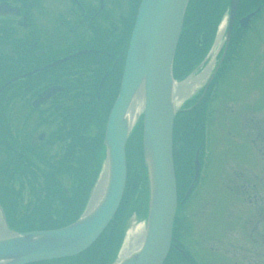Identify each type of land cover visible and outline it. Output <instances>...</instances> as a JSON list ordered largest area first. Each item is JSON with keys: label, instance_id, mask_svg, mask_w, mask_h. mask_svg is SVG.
Here are the masks:
<instances>
[{"label": "flooded vegetation", "instance_id": "1", "mask_svg": "<svg viewBox=\"0 0 264 264\" xmlns=\"http://www.w3.org/2000/svg\"><path fill=\"white\" fill-rule=\"evenodd\" d=\"M139 1L0 0V170L2 167L11 170L42 164L71 165L76 154L81 152L76 146L77 135L85 134L86 127L94 123L92 135L98 137L109 107L104 94L110 85L114 90L118 87L125 47ZM211 1L189 0L184 15L183 34L186 37L194 40L199 35L194 34L196 30L205 29L206 35L210 33L214 23L210 25V19L202 22L198 10L202 4ZM216 1L227 2L213 0V3ZM243 1L239 0L238 7ZM256 7L255 15L247 20L252 25L262 14L264 18V0H258L254 7H247L242 14L237 15L236 10L230 30L236 37L233 40L228 38L230 44L225 54L224 42L220 46L223 58L220 60L219 56L214 63L218 68L211 74L212 68L206 81L210 78L214 83L227 63L230 70L231 61L239 60L241 51L233 54L236 39L240 33L249 30L240 18ZM208 37L207 40L202 37L195 45L197 54L204 50L203 42L208 41ZM224 77L225 74L222 82ZM218 85L209 106L213 115L216 112L213 102L219 98ZM207 99L208 94L195 97L193 93L183 105V114L187 115L193 106L189 115L195 118L192 129L198 136V147L194 150L198 158ZM84 116L89 118L85 122ZM185 120L178 136L174 135L176 145H182L181 140L184 144L186 134L191 130L192 123L188 124L187 118ZM190 179L188 175L183 192L177 191L174 240L163 264H204L201 260L195 263L183 244L188 233L196 227L190 209L196 204L203 185L202 181L196 192L189 196L190 192L186 190ZM5 180H11L10 175H1L0 172V182ZM24 182L22 177L19 188H25ZM226 189L230 195L238 197L239 204L232 208L234 218L229 219L228 225L234 231L233 240L224 252L229 254L232 264H244L251 255L248 248L254 240L251 195L245 185L242 192L233 190L231 185ZM259 234L264 237V232Z\"/></svg>", "mask_w": 264, "mask_h": 264}, {"label": "rangeland", "instance_id": "2", "mask_svg": "<svg viewBox=\"0 0 264 264\" xmlns=\"http://www.w3.org/2000/svg\"><path fill=\"white\" fill-rule=\"evenodd\" d=\"M257 1L251 0V2H248V0H244L238 7L236 14H242L247 7H254ZM228 2V0L226 3L216 1L215 4L212 0L210 3L205 2L199 7L198 12L201 21L205 23L210 19V25L215 23L216 27L211 45L209 46V43L207 45L203 42L206 45L204 56L201 58L203 61L185 78H178L177 80V83L185 81H188L189 84L191 83L189 86L187 84V92L181 95L180 102L186 95L199 93L200 90L198 89L204 87V83H206L205 81L215 65L214 63L217 62L222 52L219 48L224 42L223 33L220 36V44H218L217 50L216 46H213V43L216 41L219 26L221 23L226 22ZM253 27V30L245 34L244 40H242L243 42L239 47L241 51L239 60L231 61L232 68L226 70L224 73L223 82L218 87L219 98L213 102L216 112L211 118V123L207 122L209 123L206 128L207 143L205 148L207 153L203 159L205 178L199 191L198 200L190 209V214L194 216L196 227L183 240L184 246L190 247L193 256L199 258L204 264H232L229 254L225 253L224 250L228 248L229 242L233 240L231 236L234 231L228 224L229 219L234 218L232 208L239 204V202L236 195H230L227 192L226 188L229 185L232 186L233 190L237 189L236 191L241 192L244 191L243 185L248 186L252 200L251 227L254 240L251 247L248 248L251 255L244 264H264V237L259 234V232H264L263 14L261 18L253 22ZM196 33L199 35L194 40L182 35L177 43L173 59V75L175 77H180L186 73L185 69L190 65V58L197 54L195 45L198 41L202 37L207 40L208 35H206L205 29H202V31L196 30L194 34ZM235 37L231 32L228 35V38L231 39ZM186 41H188L187 46ZM229 44L230 41L228 40L227 46ZM116 93L117 88L114 90V87L110 85L108 91L104 94L108 106L112 104ZM190 108L189 112L192 113L193 106ZM180 112L183 113L184 111ZM190 113L188 115L183 114L182 116L185 123V118H187L188 124L192 123L190 126L191 130L189 129L185 137V143L177 147L179 150H177V153L173 157L178 192H183L188 183V175L191 178L189 184L193 180L192 174H190L193 172L191 160L194 150L197 148L198 136L197 132L192 129L195 118L194 116H190ZM139 115L136 121H138ZM88 127L86 129L89 131V135L87 131L85 134H82L79 143L82 146H88L91 151H94L93 144L96 145L97 139V135H92L94 123L88 125ZM90 137L91 140L89 141ZM179 139L181 140V136ZM101 150L102 148H100ZM84 152V156L90 154V152H86L85 150ZM99 156L101 166L102 154ZM85 159L86 157L83 158V161ZM103 163L104 160L102 166ZM129 165L130 167L127 166L129 168V178H126L127 181L125 182L122 195L124 197L121 198L112 220L88 250L84 251L81 256L69 259L63 264L109 263L110 259L114 260L128 251L129 246L126 242L128 241L129 232L134 227L141 232L143 231L148 200L146 194V174L141 178L140 183L141 188L144 187L143 192L138 190L141 196L132 198L139 176H137V171L135 170L134 159H130ZM48 166L47 164H42L36 167L28 165L21 168H13V172L10 174L11 180L2 181L4 185L0 186V204L5 211L8 224L13 226V228L15 227L18 230L41 229V227H45L48 224L52 225V223H60L68 219V217L64 218V213L66 212L63 211V205L61 206V202H65V199L53 194L47 197L49 194L47 192L49 191L45 190L46 177L40 173V170H47ZM71 168L74 169L73 174L75 175L76 168ZM70 169L67 171L69 172ZM32 173L37 178L36 182L32 180ZM59 175L60 179H63V183L67 185V179L61 173ZM22 177L25 180V188H19ZM54 178L60 182L55 175L53 180ZM38 185H40L41 189L32 188V186L37 187ZM101 189L98 191L99 195L102 192ZM27 190H30L32 193L30 194ZM37 190H41L43 193L37 195ZM98 194L97 196L99 197ZM53 197H57L60 200ZM35 204L42 208L35 207ZM44 206H46V209ZM73 210L68 212L72 214ZM0 224L3 226L1 214ZM137 239L138 237L133 240L134 243L131 242V247L136 245ZM114 245L117 246L114 247ZM244 253L245 250L241 253L242 258H244ZM178 255L177 253L175 255L177 260H179Z\"/></svg>", "mask_w": 264, "mask_h": 264}, {"label": "water", "instance_id": "3", "mask_svg": "<svg viewBox=\"0 0 264 264\" xmlns=\"http://www.w3.org/2000/svg\"><path fill=\"white\" fill-rule=\"evenodd\" d=\"M237 2L230 0L227 33ZM186 3L187 0H140L138 4L119 90L105 122L102 145L106 180L99 197L96 195L92 204L90 197L77 219L53 229L14 231L6 225L0 208L5 228V233L0 234V264H27L71 257L85 250L99 236L123 193L125 142L135 124L128 123L126 114L139 91L142 93V163L148 198L145 226L133 250L111 264L162 263L171 240L176 205L171 131L178 109L174 104L175 81L171 64ZM194 168L197 169L196 159Z\"/></svg>", "mask_w": 264, "mask_h": 264}, {"label": "trees", "instance_id": "4", "mask_svg": "<svg viewBox=\"0 0 264 264\" xmlns=\"http://www.w3.org/2000/svg\"><path fill=\"white\" fill-rule=\"evenodd\" d=\"M183 33H184V31H183ZM183 33H182V35H184ZM205 43L207 44V41H205ZM202 48H204V50L202 51L201 54H196V55L192 56V57H194V59L190 60V62H189L190 65L188 67H186V69H185L186 72L201 59V57L203 56L204 51L206 49V45L202 46ZM185 70H184V72H185ZM182 115L183 114L181 112H177V114L175 116V120H174L175 136H178V134L181 131L180 129H182L181 124H183V122H185L184 117ZM84 118H85L83 120L84 122L87 119H89L88 116H84ZM103 123H104V121L102 122V125L99 129L100 133L96 139V142H95L96 145L92 143L94 146L93 147L94 151H91L89 149V147L86 145L82 146L79 143L81 141V138H80V136L77 135L76 146L80 147L81 152L76 154L75 160H74L75 162L73 164L63 165V166H61V165L60 166L49 165L47 170H44V171L40 170V173L44 174V176L46 177L45 190L49 191V192H47V193H49L47 195V197H50L53 194L54 196L58 195L59 198L65 199V202H61L62 203L61 206L63 205V211L66 212V213H64V218L68 217V219L66 221H63L60 223H52V225L48 224L45 227H41V229L42 228H55V227L63 226L65 224L73 221L81 212V210L84 206L85 200L87 198L88 192L90 190V187L92 186V184L95 180V177L97 175V171H98V168L100 165V158H99L100 156L99 155H101L103 153V145L101 144V139H102L101 128H103ZM187 129H189V128H187ZM177 147H178V145H176V147H175V150H176L175 154L177 153V150H179V149H177ZM100 148H102L101 151H100ZM84 150L86 152H90V154L88 156H84L85 155ZM98 153H99V155H98ZM141 153H142L141 152V125L139 124L133 128V130L131 131V133L128 136L127 141H126V161H127L126 164L128 167H130V165H129L130 159L131 158L134 159V165L136 166L135 170L137 171V176H139V179H137L138 183H137L136 189H134L135 190V192L133 194L134 196H132V198H134L135 196H141L140 195L141 193L138 190L143 192V188H144V187L141 188V186H140L141 178H143V176H145V168H144V165L142 163ZM97 155H98V157H97ZM84 157H86L85 161H87V162L83 161ZM188 165H189V163H188ZM71 167L76 168L75 175L73 174L74 169H72ZM69 169H70V171L68 172L67 170H69ZM128 170H129V168H127L126 178H129ZM0 172H1V175H10L13 172V168L11 170H6L4 167H2ZM60 173L62 174V176H64L66 179H68L67 185H65L63 183L62 179H60V178H59L60 182L58 180H56L55 178L53 180L54 175L57 178V176H60L59 175ZM31 176L33 177L32 180L34 182H36L37 178L33 175V173ZM54 183L56 186L54 185ZM2 185H4L3 182L0 183V186H2ZM52 187H53V189H52ZM32 188L41 189L40 185H38L37 187L32 186ZM36 193H37V195H40V193H43V192L41 190H37ZM122 197H124V196H122ZM53 198L58 199L57 197H53ZM58 200H60V199H58ZM35 207L42 208L41 206H38L36 204H35ZM44 207L46 209V206H44ZM71 210H73L72 214L69 213V212H71ZM6 218H7V216H6ZM9 227L13 228V226H11L10 224H9ZM13 229H15V227ZM15 230H18V229H15ZM83 253L84 252H82L81 254H78L74 257L62 258V259H58V260H50V261L39 262V263H31V264H63L64 262H66L69 259L71 260V259L77 258L78 256H81Z\"/></svg>", "mask_w": 264, "mask_h": 264}, {"label": "bare ground", "instance_id": "5", "mask_svg": "<svg viewBox=\"0 0 264 264\" xmlns=\"http://www.w3.org/2000/svg\"><path fill=\"white\" fill-rule=\"evenodd\" d=\"M221 29L222 27L219 29V32L221 33ZM209 65L207 66V70H208ZM205 72V71H204ZM188 86L191 84L188 83V81L185 82H181V83H174L173 84V90H174V104L177 106L180 102V97L181 95L185 94V92L187 91L186 86ZM141 108H142V93L141 91H139V93H137L135 95V97L133 98V100L131 101L129 108L127 110V121L128 123L131 125L135 122L136 118L138 117V115L141 112ZM105 180H106V166H104V168L101 171L99 180L97 182L95 191L92 195L90 204L93 203V201L95 200L94 197L98 194V191L102 188V186L105 184ZM5 228L4 226H2V224H0V234L5 233ZM141 235V231H139L136 227H134L128 235V241L126 243H128L127 245L128 247V251H132L133 248L135 247H131V242L134 243V239L136 237H139ZM127 251V252H128Z\"/></svg>", "mask_w": 264, "mask_h": 264}]
</instances>
